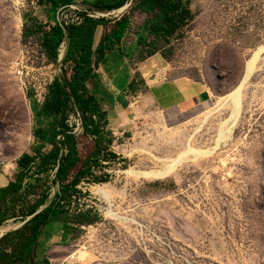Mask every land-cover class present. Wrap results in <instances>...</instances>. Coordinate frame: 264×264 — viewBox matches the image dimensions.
Returning <instances> with one entry per match:
<instances>
[{
  "label": "rangeland",
  "instance_id": "rangeland-1",
  "mask_svg": "<svg viewBox=\"0 0 264 264\" xmlns=\"http://www.w3.org/2000/svg\"><path fill=\"white\" fill-rule=\"evenodd\" d=\"M73 5L87 8L79 0ZM125 5L121 11H101L108 13L102 32L121 16L129 17L130 31L144 21L146 14ZM188 8L192 19L143 53L158 49L163 75L200 84L206 101L162 108L149 99L151 91L136 75L130 107L137 113L124 128H110L109 150L115 157L103 150L99 165L92 167L106 181L80 182L78 191L62 201L66 211L46 224L41 240L52 224L80 210L88 211L91 221L69 222L66 240L36 247L40 264H264V52L241 89L234 124L221 125L230 115L224 99L240 81L252 52L264 45V0H189ZM75 15L73 9L52 14L38 0H0V181L12 178L23 152L49 148L33 138L30 89L13 73L12 62H21L29 75L59 66L43 54L40 32L48 31L57 17L70 20ZM30 17L39 31L23 36L24 28L37 29ZM65 45L59 46L61 52ZM70 122L84 160L94 141L81 134L80 119L73 113ZM187 144L209 152L187 155L159 178L125 172L163 169ZM49 185L52 192L57 189V184ZM37 186L40 195L43 187ZM96 186L109 192L110 203L95 193ZM106 208L120 219L105 214ZM19 224L8 220L0 231Z\"/></svg>",
  "mask_w": 264,
  "mask_h": 264
},
{
  "label": "trees",
  "instance_id": "trees-1",
  "mask_svg": "<svg viewBox=\"0 0 264 264\" xmlns=\"http://www.w3.org/2000/svg\"><path fill=\"white\" fill-rule=\"evenodd\" d=\"M49 6L54 14L58 9H67L77 0H38ZM87 10L113 11L129 3L130 11L146 14L144 21L133 30L139 47L138 59L157 52L155 47L143 53L144 47L154 45L160 38L170 37L176 30L192 19L188 8L189 0H84ZM32 26L37 25L34 17ZM105 17L92 18L83 15L79 24H66L55 19L48 31H41L40 41L43 54L50 62H58L59 46L65 42V52L60 61V72L47 87L42 103H36L29 94L32 116V135L41 146L49 145L48 150L36 149L33 153L23 152L15 161L16 170L12 179L0 187V226L7 220L19 221L17 227L0 236V264H40L36 259L35 248L39 235L51 220L66 211L62 201L77 192L76 186L87 182L103 183L106 176H95L92 167L99 165L98 156L109 150L113 141L112 132L107 128L106 113L90 92L89 84L95 81L94 68L99 61L97 52L102 47L92 48L93 33L97 25L107 23ZM118 31L105 34L103 42L120 39L129 27V17L121 16L115 22ZM39 28L23 29V36L38 33ZM72 61L71 72L67 74L65 64ZM70 113L80 119L81 134L94 141L89 155L80 160L76 148L74 123ZM60 136V139L57 138ZM49 184H57L55 191ZM37 185L43 187L38 195ZM32 196V198H30ZM86 222L91 219L88 211L80 210L66 222ZM48 264L47 260L44 261Z\"/></svg>",
  "mask_w": 264,
  "mask_h": 264
},
{
  "label": "crops",
  "instance_id": "crops-1",
  "mask_svg": "<svg viewBox=\"0 0 264 264\" xmlns=\"http://www.w3.org/2000/svg\"><path fill=\"white\" fill-rule=\"evenodd\" d=\"M116 21L106 32H102L101 25H97L94 30L92 48L102 47V50L97 52L98 55L100 54V59L94 68L95 81L89 84L90 92L106 113L109 130L110 128H124L137 113V110L130 107V97L135 94L132 88L136 75L143 79L144 85L148 86L151 91L149 99L153 104L162 108L177 107L180 109L186 104L206 101L208 96L206 89L200 84L187 79H169L163 75L165 65L160 54L153 53L139 60L137 57L139 47L136 44L133 30H129L130 27L124 31L120 39L112 38L110 43L103 42L105 34L112 30L118 31ZM152 75L154 78L150 79ZM146 100L148 101V98ZM7 182L8 180H1L0 187ZM67 225L69 224L66 221L52 224L43 242L41 234L39 235L36 247L44 248L45 244L55 239L66 240L68 238Z\"/></svg>",
  "mask_w": 264,
  "mask_h": 264
},
{
  "label": "bare ground",
  "instance_id": "bare-ground-1",
  "mask_svg": "<svg viewBox=\"0 0 264 264\" xmlns=\"http://www.w3.org/2000/svg\"><path fill=\"white\" fill-rule=\"evenodd\" d=\"M264 52V45H259L253 52L251 58L245 63L244 72L242 74V77L240 81L238 82L237 86L226 96L224 99V102L227 103L230 106V115L229 117L221 123V125H224L229 120L232 122L231 125L234 124L238 113L240 109V93L243 85L248 80L251 72L254 68L255 60L258 57V54ZM219 106V105H218ZM216 108H219V107ZM222 104L220 105V107ZM215 108V109H216ZM214 110L209 111L203 119V122L207 119V117L213 112ZM226 130H229V128H226ZM224 131H219V136L222 137L224 135ZM209 151L207 150H200L195 147H192L191 145L187 144L185 150L177 155L175 159L171 161L170 164L165 165L163 169L160 170H133V169H127L125 170L126 173L131 174L134 177H162L166 175L167 173L171 172L175 166L187 155L195 158L198 155L206 154ZM95 193L99 194L101 197H103L108 203H110V195L109 192L102 186H96L95 187ZM105 214H107L110 217H115L117 219H120V216H118L111 208H106Z\"/></svg>",
  "mask_w": 264,
  "mask_h": 264
},
{
  "label": "built area",
  "instance_id": "built-area-1",
  "mask_svg": "<svg viewBox=\"0 0 264 264\" xmlns=\"http://www.w3.org/2000/svg\"><path fill=\"white\" fill-rule=\"evenodd\" d=\"M67 9L75 10L76 15L73 16V18H71L70 20H60L57 17V20L63 21L64 25L79 24L83 19V15H87L92 18H100L108 15V13L105 14L98 10H87L85 8H77L74 5H70ZM58 51L60 52V55L63 52V51L61 52L60 49H58ZM71 65H72V61H67L65 64V69L66 68L68 69L67 74L71 72ZM12 69H13V73L22 79V83L25 86V88L30 89V95L32 99L36 103L40 104L43 102L47 94L48 85L52 82L54 76L58 73V71H60V65L51 70H39L36 72V74L29 75L28 74L29 72L26 70V67L23 66L21 62L14 60L12 62ZM57 138L60 139V136H57ZM5 232L6 231L1 230L0 236H2Z\"/></svg>",
  "mask_w": 264,
  "mask_h": 264
},
{
  "label": "water",
  "instance_id": "water-1",
  "mask_svg": "<svg viewBox=\"0 0 264 264\" xmlns=\"http://www.w3.org/2000/svg\"><path fill=\"white\" fill-rule=\"evenodd\" d=\"M124 7H126V5L122 6L121 8H118V9H116V10L121 11ZM64 52H65V49L63 50L61 56L58 57L59 65L61 64L60 61H61V59H62V57H63V55H64Z\"/></svg>",
  "mask_w": 264,
  "mask_h": 264
}]
</instances>
